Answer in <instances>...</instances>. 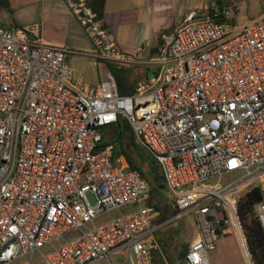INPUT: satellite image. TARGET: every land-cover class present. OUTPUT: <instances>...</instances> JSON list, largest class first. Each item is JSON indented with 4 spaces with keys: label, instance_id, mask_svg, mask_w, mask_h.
<instances>
[{
    "label": "built area",
    "instance_id": "1",
    "mask_svg": "<svg viewBox=\"0 0 264 264\" xmlns=\"http://www.w3.org/2000/svg\"><path fill=\"white\" fill-rule=\"evenodd\" d=\"M62 1L91 57L141 66L150 77L131 95L118 93L109 70L85 84L65 64L77 52L43 43L34 27L0 24V264H116L112 256L152 264L163 224L152 222L148 184L137 170L114 166L111 146H101L102 130L118 119L159 165L172 219L195 217L184 263L209 264L218 231L228 229L249 258L237 201L260 190L254 213L264 232V12L237 26V2L210 0L142 57L143 46L116 43L88 0ZM234 171L242 174L219 182ZM128 206L138 209L119 211Z\"/></svg>",
    "mask_w": 264,
    "mask_h": 264
},
{
    "label": "crops",
    "instance_id": "2",
    "mask_svg": "<svg viewBox=\"0 0 264 264\" xmlns=\"http://www.w3.org/2000/svg\"><path fill=\"white\" fill-rule=\"evenodd\" d=\"M8 1L10 6L11 0ZM32 3H35L38 9L35 18V20L38 21V24L35 26L34 24H30L26 29L34 27V33L42 39L43 43L54 47H60L57 43L58 40L49 35V33H46L49 30L63 29L65 26L67 31L71 33H73V31L77 33L78 31L76 29L78 28L82 30L62 0H36ZM193 9L194 4L190 0H188V2L187 0H105L103 18L114 35L116 43L122 49L135 51L137 47L143 46L145 51L140 53V55L144 57L149 56L153 49H158L160 39L166 33L172 31L186 14L194 12ZM1 12L3 13V11H0V13ZM165 19L170 21L169 26L165 28V32L161 36L158 35L153 37L152 31L154 25H158ZM5 27L10 28L16 26L9 23ZM87 40L89 42V48L85 50H70L77 53L81 52L83 56L95 60L91 57L93 49L92 44L88 38ZM129 67H131V71L134 72L135 77H138L139 81L145 78L144 74H147V72L143 67ZM138 68L141 70H137ZM106 71H108L107 67L105 68L104 73L100 75L98 82L103 78ZM131 80L133 81L132 75ZM107 132H109V127L102 130L103 135ZM125 151L130 157H132L126 149ZM115 166L128 169V164L123 155H119L115 158ZM147 177L149 178V175H147ZM165 191L167 192L168 197L162 194L160 199L157 200L149 194V198L146 201V204L151 205L155 209L152 222L154 224H163V226L152 237V239L158 244V249L153 253L152 264H174L173 261L178 246V240L172 234L171 229L165 228L166 224H170L176 220L172 219L173 216H169L170 208L173 209L171 203L172 196L166 188ZM160 204L165 206L164 210H162ZM196 234L197 231L193 237H191L189 243L196 237ZM188 245L186 246L188 247ZM182 246L181 251L182 256L184 257V248Z\"/></svg>",
    "mask_w": 264,
    "mask_h": 264
},
{
    "label": "rangeland",
    "instance_id": "3",
    "mask_svg": "<svg viewBox=\"0 0 264 264\" xmlns=\"http://www.w3.org/2000/svg\"><path fill=\"white\" fill-rule=\"evenodd\" d=\"M36 0H11V5L9 6V11H3L0 13V23L5 27L7 24H12L17 28L26 29L30 24L37 25L38 21L35 20L36 13L38 11L36 4L32 3ZM194 4V12L200 13L205 11L210 5V0H190ZM237 2L238 12L233 19V22L237 25H243L261 15L264 12V0H229ZM188 2V0H187ZM32 3V5H31ZM188 4V3H186ZM199 4V5H198ZM199 6V7H197ZM170 21L167 19L163 20L158 25H154L153 29V37L162 35L165 31V28L169 26ZM78 32L71 33L67 31L65 28L57 29V30H49L46 33L53 36L56 40H58L59 48H69L72 50H85L89 48L88 40L85 34L81 29H76ZM75 37V40H74ZM71 38V40H70ZM118 38V36H117ZM89 39V38H88ZM145 45V44H144ZM79 53V54H78ZM75 55H70L65 60V64L72 71L73 79H80L85 84L94 85L98 82L100 75L104 73L106 63L102 61H96L90 58H87L82 55L81 52H78ZM137 70H141L138 68ZM133 81L138 83V77H135L134 72H132ZM124 148L130 153L132 158L136 160L137 157L143 158L144 163H147L150 160V154L143 149L137 142L131 143L128 139H125ZM113 165L115 166V159L112 158ZM140 165L139 163H137ZM145 170V168L143 167ZM242 174V171H234L223 176L219 182L221 184L228 183L237 179ZM217 179H212L210 182H215ZM163 194L168 197L166 191H163ZM87 198L90 203H92V199L89 195ZM173 203V201H171ZM162 204H160V207ZM165 206H162V210H164ZM138 209L137 206H128L122 207L119 211L123 214H128L132 211ZM169 216H173L175 214V210L170 208ZM118 214V211L109 212L106 214L99 215L93 221L95 225L102 224L112 218H114ZM165 228H169L172 231V234L178 240V246L176 248V253L174 257V264H185L183 261L181 246L187 247L189 244L191 237L196 233L197 226L195 223V217L193 214L181 217L176 219L174 222L170 224H166ZM75 233H68L64 236L65 239H71L75 236ZM208 261L209 264H252L250 254L248 252L249 258H245L242 253L241 245L231 230H226L221 232L218 236L216 242V248L213 251L208 252ZM112 261L116 264H123L124 259L123 256H112ZM21 261H17L13 264H20ZM104 262H100V264H104Z\"/></svg>",
    "mask_w": 264,
    "mask_h": 264
},
{
    "label": "trees",
    "instance_id": "4",
    "mask_svg": "<svg viewBox=\"0 0 264 264\" xmlns=\"http://www.w3.org/2000/svg\"><path fill=\"white\" fill-rule=\"evenodd\" d=\"M104 3L105 0H88V5L99 17L103 16ZM0 11H9L8 0H0ZM156 53L157 48L153 49L149 56L151 57ZM106 67L116 81L118 93L121 95H131L137 86V83L131 80V67L117 66L108 63ZM144 76L146 78L147 74L145 73ZM125 139H128L131 143L136 142L127 122L123 119H118L115 124L109 127V132L104 133L101 146L110 145L112 158L114 159L119 155H123L128 164V169L137 170L142 178L146 180L149 186V194L157 200L160 199L163 191H165V184L159 165L151 155L147 163H144L143 158L137 157V163L140 164L138 165L136 160L126 153L123 147ZM147 175H149V178ZM261 199L260 190L254 187L240 196L237 201V215L242 227L247 250L253 264H264V232L256 220L254 213V206L256 203L260 202ZM221 232L223 231H218V236ZM183 250V254H185L186 247H184Z\"/></svg>",
    "mask_w": 264,
    "mask_h": 264
},
{
    "label": "water",
    "instance_id": "5",
    "mask_svg": "<svg viewBox=\"0 0 264 264\" xmlns=\"http://www.w3.org/2000/svg\"><path fill=\"white\" fill-rule=\"evenodd\" d=\"M147 76H148V77H150V75H149V74H148Z\"/></svg>",
    "mask_w": 264,
    "mask_h": 264
}]
</instances>
